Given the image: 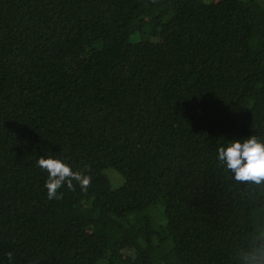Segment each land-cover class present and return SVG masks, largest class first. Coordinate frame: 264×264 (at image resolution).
<instances>
[{"label": "trees", "instance_id": "trees-1", "mask_svg": "<svg viewBox=\"0 0 264 264\" xmlns=\"http://www.w3.org/2000/svg\"><path fill=\"white\" fill-rule=\"evenodd\" d=\"M252 135L264 0H0V264H264L217 159ZM41 157L90 186L48 200Z\"/></svg>", "mask_w": 264, "mask_h": 264}, {"label": "clouds", "instance_id": "clouds-1", "mask_svg": "<svg viewBox=\"0 0 264 264\" xmlns=\"http://www.w3.org/2000/svg\"><path fill=\"white\" fill-rule=\"evenodd\" d=\"M217 159L234 173V179L239 182L264 183V141L252 135L247 139L233 140L217 149ZM37 166L48 173L45 182L47 199H58V190L66 185L74 190L75 181L82 190L91 184V177L79 171H73L68 165L58 159L39 158ZM11 259V253H9Z\"/></svg>", "mask_w": 264, "mask_h": 264}, {"label": "rangeland", "instance_id": "rangeland-1", "mask_svg": "<svg viewBox=\"0 0 264 264\" xmlns=\"http://www.w3.org/2000/svg\"><path fill=\"white\" fill-rule=\"evenodd\" d=\"M157 204H159V203H157ZM161 210H162V217H163V209H162V207H161ZM161 210H160V211H161ZM162 222H163V224H164V218H163Z\"/></svg>", "mask_w": 264, "mask_h": 264}]
</instances>
